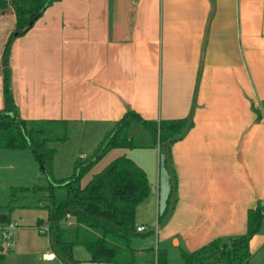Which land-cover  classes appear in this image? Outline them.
<instances>
[{"label": "crops", "instance_id": "1", "mask_svg": "<svg viewBox=\"0 0 264 264\" xmlns=\"http://www.w3.org/2000/svg\"><path fill=\"white\" fill-rule=\"evenodd\" d=\"M15 27L12 5L0 9V110ZM9 64L21 118L67 120L69 140L54 142L57 179L92 156L128 110L146 120L192 117L170 147L163 181L156 148L106 154L107 165L126 155L145 169L158 218L169 208L163 226L151 228L174 247L168 264L243 235L249 210L264 204V0H58L11 42ZM18 211V259L55 260L49 236L32 229L48 212L23 221ZM249 248V264H264V221Z\"/></svg>", "mask_w": 264, "mask_h": 264}, {"label": "trees", "instance_id": "2", "mask_svg": "<svg viewBox=\"0 0 264 264\" xmlns=\"http://www.w3.org/2000/svg\"><path fill=\"white\" fill-rule=\"evenodd\" d=\"M55 1L58 0H0V9L12 5L16 13V27L3 53L5 106L0 110V149H29L49 179L47 185L11 186L9 202L0 205V228L11 223L14 209L41 206L48 216L46 221H38V227L48 225L49 231L43 234L49 236L51 251L63 264H82L73 254L76 245L85 246L91 254L90 260L97 264H136L137 249L132 246V240L143 234L137 230L136 212L151 192L145 169L123 155L93 173L86 184L82 180L93 164L114 148L159 146L165 162L169 163L171 145L183 138L193 126V119L146 120L134 110H128L105 134L92 156L78 158L70 176L55 178L56 148L51 143L69 140L67 120L21 118L11 91L9 64L11 42L25 34ZM172 178L171 198L177 188V177ZM29 193L38 195L35 204L22 201ZM168 212L169 208L159 216V225L165 223ZM263 221L264 204L259 203L257 208L249 210L247 231L243 235L229 241L213 240L194 252L182 251V256L187 264H249V243L261 230ZM0 247V264H5L4 246ZM157 256L158 264H168L166 250L158 248Z\"/></svg>", "mask_w": 264, "mask_h": 264}, {"label": "rangeland", "instance_id": "3", "mask_svg": "<svg viewBox=\"0 0 264 264\" xmlns=\"http://www.w3.org/2000/svg\"><path fill=\"white\" fill-rule=\"evenodd\" d=\"M52 146H55L54 143H51ZM99 144L96 145L95 149L98 147ZM85 148V147H84ZM150 148H156L158 151L155 153V158L157 165L161 166V176L162 181L165 178L166 170L164 167L165 163V154L160 152L159 146L157 147H141L138 149H146L151 150ZM132 149V148H127ZM93 151V150H92ZM110 156V155H109ZM78 159V158H77ZM76 159V160H77ZM107 155L100 159L97 163L93 164L92 168L87 172L84 176L82 183L86 184L90 179L93 173L96 171H100L107 165ZM55 162V160H54ZM104 164V166H103ZM53 174H54V167H53ZM54 177L57 178L54 174ZM49 183L48 177L41 168L40 163L35 158L33 153L29 149H2L0 151V205L7 204L10 200V184L14 185H26L29 187H33L35 185H47ZM24 194L21 195V197ZM27 198L22 199V201H31L35 204L37 194H26ZM158 200V193L154 195V197L148 196L145 201H143L137 208V222L138 225H145L147 230L142 232L143 234H139L135 236L132 240V246L136 247L138 251H136V258H139V264H152L151 258L155 256L156 264H158V256H157V249L166 250L169 259L168 248H174L173 246H169V242H165V239L161 236H157V232H150L151 228H156L158 223V213H157V201ZM156 201V204H155ZM18 210L22 212L21 219L23 221H30L36 218H42L46 214V209L41 206L31 205L25 207H18L13 210L11 213V222L12 218L14 217L18 221ZM26 219V220H25ZM39 221V220H38ZM43 221H46L43 219ZM15 222V221H14ZM17 223V222H16ZM44 225V224H43ZM160 228L163 226L160 224ZM36 234L38 233L39 227L37 230L32 228ZM16 232L17 229L12 233V240L14 242L13 246H5L2 250L6 254V263L5 264H62L61 260L56 258L55 260L50 261V263H46L45 260L42 259L41 256H37L32 261L28 259V257H23L25 260L24 262L22 259H18V243L16 242ZM148 232V234H147ZM41 237L47 239L48 235H40ZM174 243V240L172 241ZM17 244V248L15 245ZM50 246V242H49ZM1 249V247H0ZM50 250H52L49 247ZM175 251V249H174ZM146 254V256H144ZM74 257L82 262V264H97L90 260L91 254L89 250L83 245H76L73 251ZM174 254V253H173ZM27 256V255H26ZM145 259H144V258ZM184 261V260H183ZM182 263L181 257L178 255H174L173 261L171 264H179Z\"/></svg>", "mask_w": 264, "mask_h": 264}, {"label": "built area", "instance_id": "4", "mask_svg": "<svg viewBox=\"0 0 264 264\" xmlns=\"http://www.w3.org/2000/svg\"><path fill=\"white\" fill-rule=\"evenodd\" d=\"M17 228V225L13 222H11L8 226H6L4 229L0 228V245L1 246H13L14 242L12 240V233L14 231V229ZM158 229V223L157 226L155 228V230ZM137 230L140 232H145L147 230L145 225H139L137 226ZM39 231L41 233H47L49 231L48 225L44 224L42 226L39 227ZM53 256H55V254L53 253L50 254V257L53 258Z\"/></svg>", "mask_w": 264, "mask_h": 264}, {"label": "water", "instance_id": "5", "mask_svg": "<svg viewBox=\"0 0 264 264\" xmlns=\"http://www.w3.org/2000/svg\"><path fill=\"white\" fill-rule=\"evenodd\" d=\"M136 256H137V254H136Z\"/></svg>", "mask_w": 264, "mask_h": 264}]
</instances>
